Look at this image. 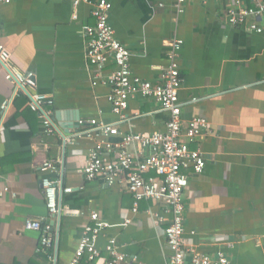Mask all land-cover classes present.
Returning a JSON list of instances; mask_svg holds the SVG:
<instances>
[{"label":"crops","instance_id":"crops-1","mask_svg":"<svg viewBox=\"0 0 264 264\" xmlns=\"http://www.w3.org/2000/svg\"><path fill=\"white\" fill-rule=\"evenodd\" d=\"M97 1L0 0V43L10 53L9 65L34 73L36 87L30 92L52 98L48 108L55 127L54 134H44L22 92L1 109L15 86L0 65V184L16 193L0 197V264H66L92 211L110 224L96 242L102 251L112 236L127 257L125 264H170L165 224L148 213L164 214L166 222L162 204L143 201L134 214L123 177L109 186L76 171L93 145L83 132L91 128L87 120L114 123L120 135L163 131L167 120L157 102L138 95L119 121L107 99L110 87L93 83L99 78L86 57L84 27L94 23ZM108 1L110 23L130 51L134 76L161 82L171 41L183 40V124L203 117L209 125L198 139L205 167L190 173L183 194L184 241L208 254L222 250L228 264H264V18H249L262 26L257 33L228 22L232 0H190L182 11L173 0ZM113 68L108 64L102 76ZM48 158L57 160L63 186L74 188L60 194L55 216L48 213L40 184L44 173L38 165ZM38 218L54 239L44 249L41 232L26 226ZM126 218L131 222L122 225ZM105 258L104 251L96 263L85 264H104Z\"/></svg>","mask_w":264,"mask_h":264},{"label":"built area","instance_id":"built-area-1","mask_svg":"<svg viewBox=\"0 0 264 264\" xmlns=\"http://www.w3.org/2000/svg\"><path fill=\"white\" fill-rule=\"evenodd\" d=\"M8 2L9 0H4ZM87 1V0H84ZM178 10L190 0H173ZM233 5L227 10V20L233 25L246 26L250 31L261 33L263 28L249 18H264V0H232ZM112 4L108 0H98L92 10L94 23L84 27L86 37V57L89 64L96 69V74L103 84L110 87L108 101L112 112L119 121L125 119L128 102L135 96L150 98L157 102L161 110L167 113L165 129L152 133L129 132L120 135L114 123L101 122L95 118L87 120L91 127L83 131L92 138L87 158L81 167L76 169L85 180L100 179L107 185H113L120 177L125 179L127 191L132 195L131 211L136 214L141 202L162 204L164 214L149 211L158 224H165L162 229L166 243L171 251L170 264H228L229 260L222 250L213 254L200 252L193 244L184 241V202L183 194L188 186L190 173H200L205 167L203 151L198 139L208 129V122L203 117L191 118L183 124L179 89L182 78L180 71V50L183 40L171 41L168 51V66L161 73V82L152 84L134 76L130 70V51L114 34L110 23ZM74 17H76L74 15ZM9 51L0 43V65L5 69V79L14 84L15 90L11 98L4 100L1 109L4 111L12 103L14 95L22 92L28 95L29 108L35 112L46 135L55 133L52 121V98L37 91L33 72H20L9 65ZM108 64L114 66L107 76H102ZM23 87L24 90L21 89ZM84 120H78L84 125ZM119 136L120 139H112ZM133 146V150H128ZM48 150L49 146L45 145ZM44 173L41 188L49 215L59 212V197L62 193H70L74 189L63 186L59 179L60 170L57 160L45 159L38 165ZM78 189H83L79 186ZM7 194L16 196L7 184H0V197ZM126 218L122 225L130 223ZM27 228L41 232L40 246H50L54 239L50 235L51 228L43 222V218L27 220ZM110 227L108 221L102 220L96 211L89 215V222L83 225L81 236L72 257L66 264L96 263L105 251L107 258L104 264H125L126 255L121 252L115 237L107 236L102 251L96 244L97 239ZM136 259L135 257L132 260Z\"/></svg>","mask_w":264,"mask_h":264},{"label":"water","instance_id":"water-1","mask_svg":"<svg viewBox=\"0 0 264 264\" xmlns=\"http://www.w3.org/2000/svg\"><path fill=\"white\" fill-rule=\"evenodd\" d=\"M20 87H21V86H20ZM21 89L24 90L23 87H21ZM60 115H61V113H57V115L55 116L56 119H59V118H60ZM51 119H52V121H53V123H54L53 117H52ZM77 119H79V115H78Z\"/></svg>","mask_w":264,"mask_h":264},{"label":"trees","instance_id":"trees-1","mask_svg":"<svg viewBox=\"0 0 264 264\" xmlns=\"http://www.w3.org/2000/svg\"><path fill=\"white\" fill-rule=\"evenodd\" d=\"M32 111V110H31Z\"/></svg>","mask_w":264,"mask_h":264}]
</instances>
